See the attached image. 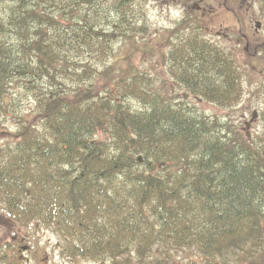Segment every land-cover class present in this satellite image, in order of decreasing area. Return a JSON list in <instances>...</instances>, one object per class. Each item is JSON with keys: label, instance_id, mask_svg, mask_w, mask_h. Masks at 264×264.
I'll return each mask as SVG.
<instances>
[{"label": "trees", "instance_id": "obj_1", "mask_svg": "<svg viewBox=\"0 0 264 264\" xmlns=\"http://www.w3.org/2000/svg\"><path fill=\"white\" fill-rule=\"evenodd\" d=\"M144 1L0 0V214L68 264H264V131L184 97L233 107L237 66L188 29L147 44ZM147 50L182 96L134 65Z\"/></svg>", "mask_w": 264, "mask_h": 264}, {"label": "rangeland", "instance_id": "obj_2", "mask_svg": "<svg viewBox=\"0 0 264 264\" xmlns=\"http://www.w3.org/2000/svg\"><path fill=\"white\" fill-rule=\"evenodd\" d=\"M144 2L145 21L142 25L146 26L147 44L152 45L156 42L163 45L166 38L172 40L175 37L180 38V32L183 30L184 32L187 31L185 27L201 26L198 31H195V34L197 36L202 35L208 39L211 38V41L217 42L214 44L218 48L225 49L237 66L242 83V91L233 107H221L201 97H192L189 100L194 101L197 105L196 107L206 114L227 117L233 125H237L247 138L264 131V113H262L264 111V18H262L259 8V0L255 1L253 5L258 20L254 18L250 20L244 14L242 16L243 21L240 19L238 24L242 28L241 33H237L238 28L232 27L223 12H218L216 2L211 5L213 8L212 12L209 13L207 8L203 17L196 13L199 18L193 20L187 18V14L184 13L178 2L170 0H146ZM192 5L193 2L191 1L188 9H194ZM259 20H261V24L256 25ZM140 23L136 25L139 26ZM202 26H208L207 30H204ZM226 27L231 28L227 31ZM220 30L226 32V34L222 35V38H217L216 34ZM242 33H244V36L241 35ZM120 45L123 46V49L128 47V43L120 44L117 42L113 44L115 51L121 47ZM168 45L170 44L168 43ZM163 49L166 50L167 48H164L163 45L162 51ZM140 54L138 53L133 59L134 65L141 69L146 67L154 81L156 80L158 85L166 92L171 93L175 99L182 96L184 91L173 76L175 74L173 73L174 70L171 69L173 65L170 64V61L168 63L165 60L164 63L162 62L161 54L150 51ZM134 103L136 104L135 101ZM23 105L25 106L26 102ZM97 136L104 137L101 132H98ZM57 240V235L45 226L36 222L23 225L17 221L13 222L0 214V245L2 247L0 253L4 249L10 258L15 255L17 260L26 261L27 259L26 262L29 261L36 264H68L66 259L60 254V244ZM23 246H28V249L23 250ZM174 256L181 260L183 253H174ZM236 258L237 262L234 263L240 264L241 255H237ZM243 260L244 264L248 263L246 259L243 258Z\"/></svg>", "mask_w": 264, "mask_h": 264}, {"label": "flooded vegetation", "instance_id": "obj_3", "mask_svg": "<svg viewBox=\"0 0 264 264\" xmlns=\"http://www.w3.org/2000/svg\"><path fill=\"white\" fill-rule=\"evenodd\" d=\"M170 1L178 2L180 4L181 8L184 10V13L187 14L186 16L189 20L199 18L196 13H199L200 17H203L206 13L205 11L207 8H208L209 13L212 12L213 8L211 5H213L216 2L218 12H221V13L223 12L225 14V16L228 18L232 27L235 26L238 28L237 33L238 32L241 33V31H242V28H240L238 26V24L240 23V19L242 20V16L244 14H246L250 20H252L253 18L255 20H258L256 18V12L253 9V5H254L255 1H257V0H195V1H193V0H170ZM191 1L193 2L192 7L194 8L192 10L188 9V5ZM251 7H252V9H251ZM257 22L258 23H256V25L261 24V20H259ZM199 27H201V26H199ZM199 27H197V26H192V27L190 26L189 27L188 26V27H186V29H191V30L195 29L198 31ZM202 27L204 28V30H207V28H208V26H205V27L202 26ZM230 28L231 27H229V28L226 27L225 29L227 31H229ZM224 34H226V32H223L220 30L217 32L216 36H217V38L218 37L222 38V35H224ZM241 35L244 36V33H242ZM202 38L205 41H207L208 43H211V44L217 43V42L211 41V38L208 39V38L203 37V36H202ZM212 40H213V37H212ZM223 50L225 51V49H223ZM166 62H169V60L168 61L166 60ZM185 98L190 99L189 96H185ZM27 249H25V250H27Z\"/></svg>", "mask_w": 264, "mask_h": 264}, {"label": "water", "instance_id": "obj_4", "mask_svg": "<svg viewBox=\"0 0 264 264\" xmlns=\"http://www.w3.org/2000/svg\"><path fill=\"white\" fill-rule=\"evenodd\" d=\"M137 159H138L139 161H141V157H140V156H138Z\"/></svg>", "mask_w": 264, "mask_h": 264}]
</instances>
